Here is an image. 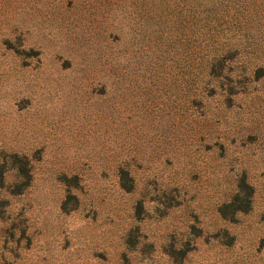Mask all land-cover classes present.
Returning a JSON list of instances; mask_svg holds the SVG:
<instances>
[{"label":"rangeland","instance_id":"374dc122","mask_svg":"<svg viewBox=\"0 0 264 264\" xmlns=\"http://www.w3.org/2000/svg\"><path fill=\"white\" fill-rule=\"evenodd\" d=\"M191 1L0 0V264H264V0Z\"/></svg>","mask_w":264,"mask_h":264},{"label":"trees","instance_id":"16d2710c","mask_svg":"<svg viewBox=\"0 0 264 264\" xmlns=\"http://www.w3.org/2000/svg\"><path fill=\"white\" fill-rule=\"evenodd\" d=\"M161 1V0H160ZM153 1H151V4ZM157 3V1H156ZM159 6H163L164 4L159 2ZM184 4H182L183 6ZM190 9L193 12V15L195 16L196 20L198 21L199 16H203V23H200L199 25L202 24V28L199 30H203V27L205 24H209L210 20L212 19L213 15H216L219 9L224 5L223 2H217L216 0H192L191 3L189 2ZM168 5H165L164 8H167ZM163 10V9H161ZM209 22V23H208ZM218 22V20H217ZM219 24V23H217ZM211 25V23H210ZM215 25V24H214ZM199 27V26H197ZM198 30V29H197ZM227 50V49H226ZM223 50V47H214L213 50L211 51L210 58H208L206 63H210V68L208 69L209 72H211L215 67L214 64L216 65L217 63L223 62V59L225 58L227 51ZM222 61V62H221ZM205 63V64H206ZM207 66V64H206Z\"/></svg>","mask_w":264,"mask_h":264}]
</instances>
